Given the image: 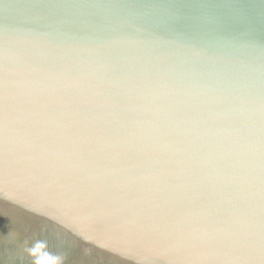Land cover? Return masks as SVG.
Segmentation results:
<instances>
[{
    "label": "water",
    "instance_id": "obj_1",
    "mask_svg": "<svg viewBox=\"0 0 264 264\" xmlns=\"http://www.w3.org/2000/svg\"><path fill=\"white\" fill-rule=\"evenodd\" d=\"M0 264H264V0H0Z\"/></svg>",
    "mask_w": 264,
    "mask_h": 264
}]
</instances>
